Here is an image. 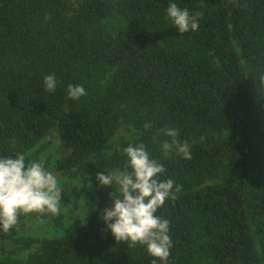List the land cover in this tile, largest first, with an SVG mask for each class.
I'll list each match as a JSON object with an SVG mask.
<instances>
[{"label": "trees", "instance_id": "1", "mask_svg": "<svg viewBox=\"0 0 264 264\" xmlns=\"http://www.w3.org/2000/svg\"><path fill=\"white\" fill-rule=\"evenodd\" d=\"M169 2L0 0V155L31 152L58 126L70 152L58 171L111 172L126 162L108 153L112 138L130 124L140 137L122 147L142 142L165 166L160 179L175 182L156 213L169 221L167 264H264V0H173L199 12L198 30L183 34ZM115 14L126 25L108 31ZM69 84L87 94L68 99ZM164 128L190 145V159L165 156ZM83 191L97 206L87 223L56 239L20 238L40 250L0 264H152L146 246L105 230L111 192L98 181Z\"/></svg>", "mask_w": 264, "mask_h": 264}, {"label": "clouds", "instance_id": "2", "mask_svg": "<svg viewBox=\"0 0 264 264\" xmlns=\"http://www.w3.org/2000/svg\"><path fill=\"white\" fill-rule=\"evenodd\" d=\"M166 17L181 34L199 28V21L190 10L179 7L173 0L168 4ZM57 85L55 74L44 76L43 86L47 92L54 93ZM86 94L83 85L67 86L68 99L79 101ZM162 131L171 141L161 145L165 156L174 151L184 159L191 158L190 145L177 139L176 129ZM122 151L126 157L123 168L111 172L104 168L96 174L100 186H115V191L109 194L111 204L103 209L100 220L117 242L144 245L148 254L156 258L152 264H157V260L167 264L173 246L169 221L156 213L173 195L175 182L170 178L160 179L165 166L152 158L142 142L129 143ZM64 188L46 165L45 156L33 159L30 152L0 155V231L7 233L15 229L21 215L60 216ZM93 210H97L96 205Z\"/></svg>", "mask_w": 264, "mask_h": 264}, {"label": "rangeland", "instance_id": "3", "mask_svg": "<svg viewBox=\"0 0 264 264\" xmlns=\"http://www.w3.org/2000/svg\"><path fill=\"white\" fill-rule=\"evenodd\" d=\"M67 1L72 9H77L83 2V0ZM201 4L203 5V2ZM192 15L198 17L199 12ZM102 25L108 31H113L126 24L119 14H115L103 21ZM227 133H229V128L225 130V134ZM139 137L140 131L134 126L123 124L112 138L111 149L108 150V153L122 151L125 142H133ZM30 153L33 159L41 155L45 156L46 165L53 170L64 185L62 213L56 217H41L38 213L21 215L15 229L7 233L0 231V258L8 262L26 261L30 255L40 250L41 243L39 241L60 238L67 233L76 231L90 220L94 212L93 205H96L94 200L83 190L96 183V174L102 170L91 169V171L84 172L75 169L70 173L58 171L56 162L70 153L69 150L61 146L58 126L54 127ZM210 183L215 184L217 181ZM104 190L114 192L115 186H104ZM20 238H32L39 241H35L30 247H24L22 243H17Z\"/></svg>", "mask_w": 264, "mask_h": 264}]
</instances>
